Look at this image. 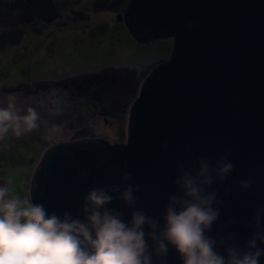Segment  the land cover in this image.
I'll return each instance as SVG.
<instances>
[{
  "label": "water",
  "instance_id": "water-1",
  "mask_svg": "<svg viewBox=\"0 0 264 264\" xmlns=\"http://www.w3.org/2000/svg\"><path fill=\"white\" fill-rule=\"evenodd\" d=\"M116 20L138 44L172 38L170 60L143 80L129 108L124 144L100 138L52 143L33 170L30 199L50 213L82 218L84 195L97 182L118 184L114 170L127 160L121 170L131 172L130 183L141 188L136 207L160 217L162 224L167 197L176 193L177 162L187 169L197 157L214 162L228 153L234 171L212 189L230 191L219 193L224 204L209 235L236 232L243 247L251 234L245 224L257 205H264V0H132ZM189 20L199 26L186 27ZM164 143L167 149L161 148ZM105 155L108 160L97 167ZM82 171L88 172L86 178ZM248 176L255 180L253 189L241 191L236 181ZM107 207L130 218L132 209L119 201ZM229 218L237 223L223 228ZM168 264H180L174 250Z\"/></svg>",
  "mask_w": 264,
  "mask_h": 264
},
{
  "label": "clouds",
  "instance_id": "clouds-1",
  "mask_svg": "<svg viewBox=\"0 0 264 264\" xmlns=\"http://www.w3.org/2000/svg\"><path fill=\"white\" fill-rule=\"evenodd\" d=\"M198 26L193 20L186 24L188 28ZM51 103L54 111L49 114L60 115L59 101ZM45 106L41 102V107ZM40 127L41 115L21 100V94L0 95V143ZM62 133L63 125L51 124L46 138L59 139ZM167 146L164 143L161 148ZM107 160V155L102 156L96 166ZM191 164L186 169L177 162L178 175L173 186L178 194L167 197L162 224L160 217H151L143 208L136 207V193L141 188L130 183L131 172L121 170L128 167L127 160L114 170L113 174L119 176L118 184L97 182L84 195L78 214L82 218H74L70 212L62 216L50 213L44 204L13 193L12 179L4 180L0 183V264H168L170 250L178 255L180 264H260L264 256V248L260 247L264 245V205H257L245 224L251 234L243 247L236 242V232L218 238L209 235L224 204L219 193L223 191L227 196L230 191L228 187L213 190L212 185L223 186L235 166L228 153L214 162L200 156ZM255 171L259 173L260 168ZM81 176L86 178L88 172L82 171ZM254 183L253 176L236 181L241 191L248 192ZM114 201L121 202L125 210L132 209L127 221L124 211L107 207ZM236 223L235 218H229L223 228Z\"/></svg>",
  "mask_w": 264,
  "mask_h": 264
},
{
  "label": "rangeland",
  "instance_id": "rangeland-1",
  "mask_svg": "<svg viewBox=\"0 0 264 264\" xmlns=\"http://www.w3.org/2000/svg\"><path fill=\"white\" fill-rule=\"evenodd\" d=\"M131 1L0 0V95L28 99L52 88L66 94L60 115L41 117L38 130L0 143V183L12 179L22 199H30L33 170L52 143L126 142L129 108L143 80L170 60L174 43H136L116 20ZM51 124L63 125L62 138H46Z\"/></svg>",
  "mask_w": 264,
  "mask_h": 264
},
{
  "label": "bare ground",
  "instance_id": "bare-ground-1",
  "mask_svg": "<svg viewBox=\"0 0 264 264\" xmlns=\"http://www.w3.org/2000/svg\"><path fill=\"white\" fill-rule=\"evenodd\" d=\"M52 89L54 91L53 90H40L36 96H34L33 98H28V99H24L21 93H18V94H21V100L24 101L26 105L36 108L39 114L41 115V117L51 119L57 116L55 114H49L50 110L54 111V105L51 103L52 100L59 101V107L61 110L66 108L65 106L66 98L64 97L66 94H63L61 89L60 90L56 88H52ZM53 93H55V95H53ZM4 94H7V93H2L1 95H4ZM41 102H43L46 106L41 107ZM110 115L111 117L113 116L112 114ZM110 115L107 114V116H110ZM84 126H85L84 131H89L91 128V126L90 127L87 125H84ZM11 138H15V137H11Z\"/></svg>",
  "mask_w": 264,
  "mask_h": 264
}]
</instances>
